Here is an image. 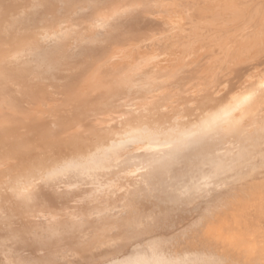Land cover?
Returning <instances> with one entry per match:
<instances>
[{"label":"bare ground","instance_id":"1","mask_svg":"<svg viewBox=\"0 0 264 264\" xmlns=\"http://www.w3.org/2000/svg\"><path fill=\"white\" fill-rule=\"evenodd\" d=\"M0 264H264V0H0Z\"/></svg>","mask_w":264,"mask_h":264},{"label":"snow or ice","instance_id":"2","mask_svg":"<svg viewBox=\"0 0 264 264\" xmlns=\"http://www.w3.org/2000/svg\"><path fill=\"white\" fill-rule=\"evenodd\" d=\"M30 195V194H29Z\"/></svg>","mask_w":264,"mask_h":264}]
</instances>
